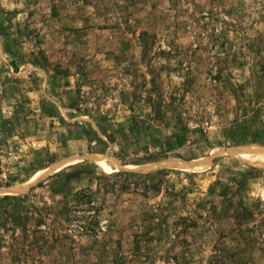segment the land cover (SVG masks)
I'll use <instances>...</instances> for the list:
<instances>
[{
	"label": "rangeland",
	"instance_id": "1",
	"mask_svg": "<svg viewBox=\"0 0 264 264\" xmlns=\"http://www.w3.org/2000/svg\"><path fill=\"white\" fill-rule=\"evenodd\" d=\"M249 147L264 0H0V264H264Z\"/></svg>",
	"mask_w": 264,
	"mask_h": 264
},
{
	"label": "bare ground",
	"instance_id": "2",
	"mask_svg": "<svg viewBox=\"0 0 264 264\" xmlns=\"http://www.w3.org/2000/svg\"><path fill=\"white\" fill-rule=\"evenodd\" d=\"M237 152L240 153V156L246 159L257 161V162H264V148L249 147V148H243L241 150L238 149Z\"/></svg>",
	"mask_w": 264,
	"mask_h": 264
},
{
	"label": "trees",
	"instance_id": "3",
	"mask_svg": "<svg viewBox=\"0 0 264 264\" xmlns=\"http://www.w3.org/2000/svg\"><path fill=\"white\" fill-rule=\"evenodd\" d=\"M84 201H85V200H84ZM87 203L90 204V203H91V199H88ZM118 264H119V263H118Z\"/></svg>",
	"mask_w": 264,
	"mask_h": 264
}]
</instances>
